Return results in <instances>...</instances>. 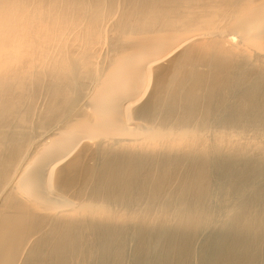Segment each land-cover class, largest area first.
<instances>
[{
	"label": "bare ground",
	"instance_id": "1",
	"mask_svg": "<svg viewBox=\"0 0 264 264\" xmlns=\"http://www.w3.org/2000/svg\"><path fill=\"white\" fill-rule=\"evenodd\" d=\"M0 264H264V0H0Z\"/></svg>",
	"mask_w": 264,
	"mask_h": 264
}]
</instances>
